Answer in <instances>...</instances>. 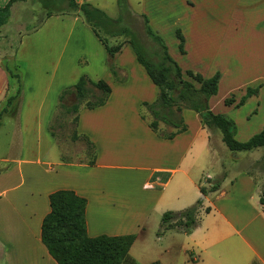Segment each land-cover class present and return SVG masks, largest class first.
Here are the masks:
<instances>
[{"label":"crops","instance_id":"0c3cea01","mask_svg":"<svg viewBox=\"0 0 264 264\" xmlns=\"http://www.w3.org/2000/svg\"><path fill=\"white\" fill-rule=\"evenodd\" d=\"M76 1L95 4L94 6L103 10L112 3L111 0ZM135 1L140 11L138 15L141 17L144 14L147 17L149 26L156 34L174 31L178 27L184 36L185 53H180L178 49L177 56L183 71L200 73L188 65L190 63L187 62L191 59L195 65H202L205 60L210 62L207 72L211 73H206L203 69L200 73L204 77L220 72L222 65L225 66L230 57H238V49L241 46L239 34L242 32L253 31L258 34L259 59H262L264 0ZM7 2L8 0H0V7ZM21 2L23 1H16L11 5L10 16L13 9ZM10 16L0 27V31L9 23ZM52 16L47 17L45 21ZM68 16L75 20L80 18L79 15ZM190 45L197 50L195 59L186 52ZM116 61L127 79L111 83L110 75L106 74L103 80L111 88L106 103L94 109L83 110L78 115L77 131L85 135L96 149L94 165L52 160L45 165L43 173L46 175V181L40 185L38 174L35 176L34 173L40 165L39 159L0 158L1 161L12 163L10 166L1 167L5 169L0 171V264H57L49 255L40 237L42 220L50 210L49 194L53 191L69 189L86 199L85 219L88 236L134 234L135 240L129 252L139 239L140 231H143L142 226L152 215L156 218L162 217L165 210L177 208L178 203L191 204L201 194L200 181L191 174L188 165H185L193 152L214 149L210 145L211 135L202 126L198 114L184 110L182 115L187 130L172 139L159 138L139 115L140 102H150L157 98V87L137 62L129 44L126 43L121 47L116 54ZM1 70L4 80L1 82L0 78V104L5 101L4 106H7L8 98L16 96L17 93L8 96L10 81L7 78L14 77L2 65V58H0ZM260 78L261 76L257 79ZM52 80L53 78L48 86ZM222 80L223 78L220 77L218 89ZM259 81L254 80L251 83L252 87H256ZM65 86L67 83L57 86V91L47 105L49 87L40 97L35 111L41 127L44 119L41 114L48 113L46 122L49 123L58 102V95ZM238 86L231 85L226 93V97L233 94V104H224L225 97L222 100L218 99L221 100L219 103H223L221 108H218L219 104L217 106L218 102H214L216 97L214 95L208 102L210 109L215 113L238 111L248 101H253V97L259 92L258 90L242 106L235 107V103L244 94V92L237 93ZM132 91L138 94H132ZM131 96L132 98H129ZM23 99L24 94L21 90L20 103L16 106L14 102L11 103L5 113H9L11 107H16L14 117L18 118L19 126L24 119ZM201 135L203 137L198 142ZM235 138L239 141L248 139L238 136L237 124ZM53 145L54 141L51 137V142L45 146L51 149ZM259 152L264 155V149ZM254 155L246 156L253 158ZM257 155L255 157H258ZM244 170L235 177H230L231 179L225 177L218 190L208 192L207 196L201 195L202 204L203 200L210 203L214 200L212 205L207 207L209 211H205V217L212 216V221L216 224L214 229L210 231L204 219L203 221L199 219L198 225L191 233L178 231L185 235L186 246L198 249L211 259L210 254L223 253L222 250H217L216 246L233 247L234 255L239 260H244V264H264V207L259 202L262 190L258 181L246 169ZM15 173L16 176L12 178ZM119 174L126 176L113 183L109 176ZM238 194L242 196L247 211L243 210L244 206L240 201L237 204L226 203L231 195L234 197L239 196ZM256 201L261 210L255 207ZM197 233L202 234L201 239H198ZM186 246L182 247L185 252L188 250ZM190 257L188 259L192 261L198 260L192 252Z\"/></svg>","mask_w":264,"mask_h":264},{"label":"rangeland","instance_id":"374dc122","mask_svg":"<svg viewBox=\"0 0 264 264\" xmlns=\"http://www.w3.org/2000/svg\"><path fill=\"white\" fill-rule=\"evenodd\" d=\"M111 2L106 7V10H102L113 19L118 17L124 18L121 23L115 22L98 28L101 37L106 39L109 45H114L119 42L126 44L125 42L128 40V37L121 33V28L129 27L136 33L141 43L150 52L153 51L155 44L144 32L142 18L138 15L140 11L137 1L126 0L125 4L128 7L127 9L121 0H111ZM91 5L94 6L95 4ZM127 10L128 13L125 15ZM44 11L43 4L39 0L23 1L13 9L9 23L0 31V58H2V65L14 77L7 78L10 81L8 96L17 93L16 96L9 97L8 106L13 102L15 106L18 105L20 103V91L22 90L24 94L22 111V117L24 119L21 121L20 126L18 125V118L14 117L16 115V107L14 108V106L11 107L9 113L3 115L1 118L0 158L18 159L22 157L24 159H39L40 165L34 170V173L35 176L38 174L40 185L46 181V175L43 173L46 163L52 160L58 161L61 156L71 159L74 162L87 160L86 140L82 137H73V131L75 129V124L72 121L73 115L61 119L64 122L62 128L56 122L57 138L51 136L49 125L51 122L53 123L52 119L56 114L58 102L56 103V108L54 109L52 117H50L49 123L46 122L48 113L43 112L41 114L42 118H44L41 127L35 110L40 102V97L48 87L49 95L46 105L50 103V99L57 91L58 85L67 83V86L64 88L71 87L83 75L92 81H97L104 79V76L109 74L111 83L122 82L127 79V77H121L124 74L123 72L120 71L116 76L109 70V57L104 45L94 34L91 27L85 23L81 15H79L80 18L78 20L69 17V14H63L67 16H52L48 21H45L47 18L45 17ZM72 15L76 16L77 14ZM177 29L178 27L174 31H166L158 35L165 42L170 56L178 65H181L180 60L177 58L179 52L177 48L178 39L175 35ZM109 33H113L114 35H110ZM239 35L241 42V46L238 49L239 55L237 58L230 57L228 63L225 66L222 65L221 70H219L221 79L223 78V80L221 81L214 102H218L216 105L218 106L219 104L218 108H221L223 103H219V101L221 102L227 96V90L231 85H239L238 94H241V92L245 94L248 87L259 90V92L257 91L258 94L253 97V101H248L249 97L247 99L248 103L241 107L240 110L223 111L224 113L219 112L234 119L233 121L237 124L238 136L247 139L250 135L258 133L264 128V48L262 60L259 59L258 34L252 31L249 33L242 32ZM186 52L192 59H195L197 50L193 49V46L190 45ZM153 59H155V56H153ZM189 61L187 62L190 63L188 65L196 69V71L201 73L203 69L206 73H211L207 72L210 64L207 60L202 65L193 64L194 62L191 59ZM115 63L119 67L116 59ZM2 75L3 72L1 70V82L4 80ZM259 76L261 78L257 79ZM52 78L53 80L50 86H48ZM254 80H260L256 87H252L253 84H251ZM134 83L136 84L135 80ZM134 93L137 92L132 91V94ZM129 98H132V96ZM155 100L156 98L153 101ZM74 101L75 98L73 95L68 96L65 100L67 104ZM142 102L139 104V111ZM257 103L259 106H257ZM4 104L5 101H2L0 107L4 106ZM83 104L84 102L81 105ZM83 110L86 109H81L79 114ZM58 115H60V111ZM207 132L211 135L210 145L214 149H201L199 152H193L185 162V165H188L187 168L197 181L199 180L201 185L207 188L212 182L220 179L223 175V179L225 177L226 179H231L230 177H235L240 171L246 169L258 181L261 187L260 190L263 191L264 155L259 151L264 149V147H260L256 151L231 152L222 142L217 132H210L208 129ZM51 137L54 145L51 146V149H47L45 145L51 142ZM202 137L203 135L199 137L198 142L201 141ZM254 154H258V157H255ZM233 155L238 157H234ZM246 155H254V157L251 158ZM10 165H12L10 161L0 160V168ZM15 176L16 173L13 174L12 178ZM124 176L126 175L119 174L109 176V178L114 181L113 183H116L115 181L122 179ZM122 184L125 185L126 183ZM201 195L199 194L192 203L201 199ZM207 195L208 193L205 194V196ZM213 201L211 200L210 203V201L203 200L202 207L199 213H197L199 219L202 221L204 219L205 225L209 227L210 231L215 228L214 226L216 224L212 221V216L205 217V209L211 206ZM239 201L244 206L243 210L247 211V206L244 204L241 195L234 197L231 195L226 203L237 204ZM191 204L183 205L178 203L176 205L177 208L165 211H179ZM254 205L258 210H261L259 209L260 206L259 203L257 204V201ZM225 206L228 207L227 205ZM142 229L143 231H140V235L138 236L139 239L134 243L133 248L129 252L133 258V262L127 264H147L154 261H158L160 264H244V260H239L234 255L232 251L234 249L233 247L221 248L220 246H216V249L219 251L222 250L223 253L220 255H217V253L210 254L212 256L211 259L198 249L186 246V238L182 232L177 231L176 228H173V230L163 229L161 227V217L156 218L155 215H152L148 222L142 226ZM201 235L197 233L198 239H201ZM183 246L187 247V252L183 251ZM212 251H214L213 248ZM191 252L197 257V261L188 259Z\"/></svg>","mask_w":264,"mask_h":264},{"label":"trees","instance_id":"16d2710c","mask_svg":"<svg viewBox=\"0 0 264 264\" xmlns=\"http://www.w3.org/2000/svg\"><path fill=\"white\" fill-rule=\"evenodd\" d=\"M16 1L8 2L0 7V27L6 23L10 16V7ZM43 4L45 17L61 14H77L84 18L104 45L109 57V70L117 76L120 68L116 65V54L124 45L123 42L109 45L106 39L101 37L98 28L112 23H121L123 18L113 19L102 9L94 7L88 2L78 3L76 0H39ZM118 1V0H117ZM126 7V0H121ZM128 7H126L127 9ZM128 10L126 11L127 15ZM144 32L155 44L153 51L145 47L136 33L129 27H122L121 33L128 37L125 42L129 44L135 54L137 62L144 68L152 83L157 87V98L153 102L143 101L139 111L140 117L148 127L160 138L172 139L177 134L187 130L182 112L191 110L198 114L202 126L210 132H217L231 152H249L256 148L264 147V130L253 134L246 141H239L235 138L236 124L229 116L223 113H215L209 107V99L218 92V83L221 77L220 72H215L210 77H204L200 73L191 70L183 71L177 62L170 56L163 39L156 34L148 24L147 17L141 16ZM110 34V33H109ZM110 35H114L111 33ZM178 49L184 54V36L180 30H176ZM155 56V59H153ZM124 75V76H123ZM121 77L125 78V74ZM94 90V91H93ZM257 88L246 89L235 107L242 106L249 97L256 94ZM109 84L99 79L92 81L86 76H80L78 81L71 87L64 88L58 98L57 111L53 116V123L49 125L52 137L57 138L56 125L60 128L64 117L73 115L72 121L75 124L73 137H82L87 144V160L74 162L71 159L60 157L63 163H85L94 165L96 149L94 144L83 134L76 130L78 114L81 109H94L104 105L110 95ZM90 93V94H89ZM73 95L75 101L67 104L66 98ZM84 102L83 105H81ZM234 103V96L224 99V104ZM9 104V98L7 106ZM7 106L0 109L1 118L7 112ZM144 109V111H143ZM60 111V115L59 114ZM5 168H0L2 171ZM224 175L212 182L207 188L200 187V193L205 195L219 189ZM260 204L264 207V190L259 198ZM86 199L76 194L73 190L59 189L49 194V212L44 216L41 223V242L47 249L49 255L57 264H127L132 263L129 250L135 240L134 234L124 235H98L90 237L86 229ZM202 206V200L198 199L193 205L178 211H166L161 217L163 229H175L184 233H190L199 222L198 214ZM206 212L209 208L205 209ZM147 264H160L158 261Z\"/></svg>","mask_w":264,"mask_h":264}]
</instances>
